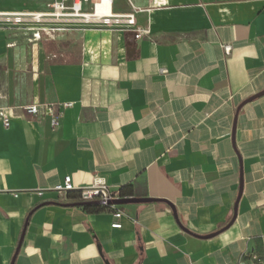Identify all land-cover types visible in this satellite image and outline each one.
<instances>
[{"label":"crops","instance_id":"1","mask_svg":"<svg viewBox=\"0 0 264 264\" xmlns=\"http://www.w3.org/2000/svg\"><path fill=\"white\" fill-rule=\"evenodd\" d=\"M53 1L0 0V12ZM121 2L140 10L138 41L0 26V264H255L264 95L246 101L264 92V0ZM68 175L159 202L86 211L79 192L52 191Z\"/></svg>","mask_w":264,"mask_h":264},{"label":"built area","instance_id":"2","mask_svg":"<svg viewBox=\"0 0 264 264\" xmlns=\"http://www.w3.org/2000/svg\"><path fill=\"white\" fill-rule=\"evenodd\" d=\"M139 11L135 9L131 13H117L114 10V0H54L51 9L47 12H0V26H14L31 31L34 33L33 40L41 39L43 34L51 36L56 32L83 28L122 31L138 41L145 34L137 24L136 13ZM225 50L230 52V47H226ZM70 106V103L64 105V107ZM55 108L57 113L51 114L54 129L59 126L61 115L60 107ZM23 113L27 117H34L40 113V109L38 105L32 104L24 107ZM3 122L5 127L10 126L9 118L5 117ZM52 191L65 195L79 192L81 202L107 203L118 199L110 189L106 178L102 176H96L89 186L78 187L68 175ZM39 194L44 195L45 190H40ZM115 217L120 219L123 213L118 212ZM112 227L120 229L122 224L117 221ZM251 260L255 264H264V258L256 254L251 256Z\"/></svg>","mask_w":264,"mask_h":264},{"label":"water","instance_id":"3","mask_svg":"<svg viewBox=\"0 0 264 264\" xmlns=\"http://www.w3.org/2000/svg\"><path fill=\"white\" fill-rule=\"evenodd\" d=\"M264 92L259 93L258 95L252 97L251 99H249L248 101H246V103L251 102L252 100L263 96ZM234 135H235V130H234ZM151 202H159V200L157 199H153V198H119V199H115V200H110L107 203L104 202H82V203H78L77 206H86V205H120V204H137V203H151ZM236 216H237V205L235 207L234 210V217L231 221L230 224H233L234 221L236 220ZM215 235H210V236H206V237H200V238H205V239H209L214 237ZM20 249V248H19Z\"/></svg>","mask_w":264,"mask_h":264},{"label":"trees","instance_id":"4","mask_svg":"<svg viewBox=\"0 0 264 264\" xmlns=\"http://www.w3.org/2000/svg\"><path fill=\"white\" fill-rule=\"evenodd\" d=\"M106 206H109V205H86L84 209L86 211L96 212V211L101 210L102 208H105Z\"/></svg>","mask_w":264,"mask_h":264},{"label":"rangeland","instance_id":"5","mask_svg":"<svg viewBox=\"0 0 264 264\" xmlns=\"http://www.w3.org/2000/svg\"><path fill=\"white\" fill-rule=\"evenodd\" d=\"M115 10H118L119 7L124 8V4L121 2V0H115Z\"/></svg>","mask_w":264,"mask_h":264}]
</instances>
